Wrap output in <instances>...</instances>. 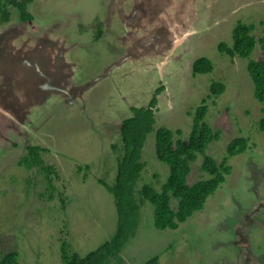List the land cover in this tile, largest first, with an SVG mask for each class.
<instances>
[{
    "label": "rangeland",
    "instance_id": "1",
    "mask_svg": "<svg viewBox=\"0 0 264 264\" xmlns=\"http://www.w3.org/2000/svg\"><path fill=\"white\" fill-rule=\"evenodd\" d=\"M7 9L10 21L0 24L6 55L0 83L11 85L2 74L17 69L21 51L23 64L32 58L30 66L22 64L27 81L10 88L9 99L22 102L33 84L35 102L25 103L20 116L0 88L3 255L16 252L18 264H62L63 243L83 256L111 238L116 210L100 181L115 180L123 156L121 121L156 95L154 130L164 127L186 141L190 114L206 100L205 122L218 133L206 155L221 163L238 137L247 139L248 149L227 160L225 182L176 230L156 229L154 207L144 201L133 235L110 264H264V132L258 129L264 103L254 98L247 60L218 51L220 43L231 45L238 22L253 25L257 40L264 36V0H32L28 23ZM200 57L211 61L213 72L193 77L192 63ZM262 58L256 44L251 59ZM36 61L45 62L43 69ZM213 81L225 85L218 97L209 96ZM28 146L43 149L51 189L42 166L20 165ZM141 157L136 192L143 185L160 191L168 168L155 156L154 133ZM202 159L197 155L191 164L189 185L207 178Z\"/></svg>",
    "mask_w": 264,
    "mask_h": 264
},
{
    "label": "trees",
    "instance_id": "2",
    "mask_svg": "<svg viewBox=\"0 0 264 264\" xmlns=\"http://www.w3.org/2000/svg\"><path fill=\"white\" fill-rule=\"evenodd\" d=\"M32 0H0V24L10 21L8 7H13L18 12V19L23 23L32 21V16L27 13V7ZM253 25L238 22L232 30L231 45L225 43L218 45V51L230 59L235 57L247 60L246 70L254 86V98L259 103H264V36L256 39L251 33ZM256 44L263 51L261 60L251 59ZM192 76L211 74L213 65L208 58L200 57L193 61ZM163 88L157 90L161 92ZM225 90V85L220 82H211L209 96L218 97ZM156 96V95H155ZM153 96L147 107L132 108V117L124 120L120 127L123 156L117 161L115 180L111 185L100 181L104 189L112 195L116 210V225L111 238L98 248L86 255L70 253L68 246L63 243L61 247L62 264H110L111 260L118 259L124 245L133 235L137 227L139 208L144 201L154 207L153 223L158 230H176L195 213L203 210L207 199L225 182L230 175L231 168L227 165L229 158L243 154L248 149V141L243 137L232 139L226 147V157L217 163L212 157L206 155L208 145L218 140V133H213L207 123L206 100H203L193 115L192 130L186 141L174 139L171 130L161 127L154 130V107L157 103ZM258 129L264 132V113L259 121ZM150 133H154V152L157 160L168 168V177L161 186L160 191H155L150 185H143L136 192V182L145 164L141 161L142 149ZM177 134H181L177 131ZM117 146H112L116 151ZM43 149L37 146H28L27 153L19 162L26 169L31 166H42L44 180L47 188H52V179L49 171L52 167L43 166L41 153ZM202 156L201 171L207 175L206 179L187 183V176L191 171V164ZM24 160V161H23ZM174 200L176 206H171ZM153 259L146 264H156ZM0 264H18V254L0 252Z\"/></svg>",
    "mask_w": 264,
    "mask_h": 264
},
{
    "label": "flooded vegetation",
    "instance_id": "3",
    "mask_svg": "<svg viewBox=\"0 0 264 264\" xmlns=\"http://www.w3.org/2000/svg\"><path fill=\"white\" fill-rule=\"evenodd\" d=\"M46 50H44V54H43V58L45 57V55H46ZM21 55H22V53H21V51H19V52H16V59H17V69L12 73V75L11 74H9V75H6V74H2V77L4 78V80L6 79L11 85H6V86H2L1 84L2 83H0V88L3 90V92H2V96H1V98H2V100L4 101V102H6V104H8V105H11V106H16V109H14V111H15V113L16 114H19L20 116H21V114L20 113H22V111H24L25 110V108L27 107V106H25V103L27 104L28 103V105H30L31 107H34L33 106V102H35L34 101V95H33V84H28V92L27 93H25V96H23V98L21 99V101L22 102H20L19 103V100H18V97H16L15 98V100L14 99H12V100H10L9 99V95L8 94H10V91H14L15 90V88H16V85H19L20 84V82H21V80L23 81V80H26L27 81V75H25L26 73L24 72L25 70L24 69H22L23 67H22V64H23V59L21 58ZM4 56H6L5 55V52L4 53H2L1 51H0V59H3L2 57H4ZM27 59H25V61H24V64L23 65H25V66H30V64H28L29 62H27V60L28 61H30V58L31 57H26ZM42 58V59H43ZM32 59V58H31ZM22 61V62H21ZM37 63H38V65L41 67V69H43V67L42 66H45L44 64H45V62H41V61H36ZM3 63V62H2ZM193 64V63H192ZM191 68H192V66H191ZM1 69V68H0ZM13 82H14V85H13ZM2 86V87H1ZM12 90H11V89ZM17 88H19V87H17ZM0 89V90H1ZM20 89V88H19ZM1 93V92H0ZM6 93V94H5ZM26 96H28L27 97V100H26ZM156 106V105H155ZM2 107H5L4 105L2 106ZM132 108H136V107H131V109ZM140 108H142V107H140ZM155 108V107H154ZM131 109H130V112H131ZM137 109V108H136ZM20 110H22V111H20ZM132 114V113H131ZM132 117V116H131ZM127 119V118H126ZM126 119H123L122 121H121V124H122V122L124 121V120H126ZM121 124L119 125V134H120V127H121ZM24 131V130H23ZM142 155V154H141Z\"/></svg>",
    "mask_w": 264,
    "mask_h": 264
},
{
    "label": "crops",
    "instance_id": "4",
    "mask_svg": "<svg viewBox=\"0 0 264 264\" xmlns=\"http://www.w3.org/2000/svg\"><path fill=\"white\" fill-rule=\"evenodd\" d=\"M178 43V42H177Z\"/></svg>",
    "mask_w": 264,
    "mask_h": 264
},
{
    "label": "water",
    "instance_id": "5",
    "mask_svg": "<svg viewBox=\"0 0 264 264\" xmlns=\"http://www.w3.org/2000/svg\"><path fill=\"white\" fill-rule=\"evenodd\" d=\"M176 45V44H175Z\"/></svg>",
    "mask_w": 264,
    "mask_h": 264
}]
</instances>
